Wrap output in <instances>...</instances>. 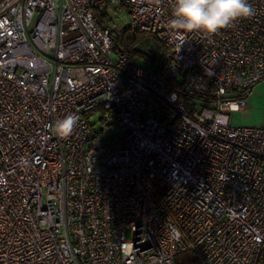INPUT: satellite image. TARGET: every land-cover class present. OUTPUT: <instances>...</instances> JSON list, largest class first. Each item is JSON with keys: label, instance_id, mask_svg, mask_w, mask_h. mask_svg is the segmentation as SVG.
Segmentation results:
<instances>
[{"label": "built area", "instance_id": "1", "mask_svg": "<svg viewBox=\"0 0 264 264\" xmlns=\"http://www.w3.org/2000/svg\"><path fill=\"white\" fill-rule=\"evenodd\" d=\"M249 3L209 35L170 29L173 0L0 2V264H264V126L230 123L264 79ZM120 15L165 76L114 49Z\"/></svg>", "mask_w": 264, "mask_h": 264}, {"label": "clouds", "instance_id": "2", "mask_svg": "<svg viewBox=\"0 0 264 264\" xmlns=\"http://www.w3.org/2000/svg\"><path fill=\"white\" fill-rule=\"evenodd\" d=\"M254 14L249 0H173L168 27L174 31L212 35ZM78 119L75 114L67 115L55 122L53 131L67 138L72 135Z\"/></svg>", "mask_w": 264, "mask_h": 264}, {"label": "trees", "instance_id": "3", "mask_svg": "<svg viewBox=\"0 0 264 264\" xmlns=\"http://www.w3.org/2000/svg\"><path fill=\"white\" fill-rule=\"evenodd\" d=\"M118 32L119 36H114L116 51L123 53L130 61L145 62L155 73L165 76L167 51L155 35L142 30L130 31L127 27L118 28ZM194 261V256L189 250L181 251L174 258L175 264H194ZM260 261L264 263V250L261 252Z\"/></svg>", "mask_w": 264, "mask_h": 264}, {"label": "rangeland", "instance_id": "4", "mask_svg": "<svg viewBox=\"0 0 264 264\" xmlns=\"http://www.w3.org/2000/svg\"><path fill=\"white\" fill-rule=\"evenodd\" d=\"M123 15L116 17L115 24L119 29H122L126 25V21ZM160 62V61H159ZM137 64L152 70L145 62L136 61ZM100 115L96 116L98 119ZM230 123L233 126H264V79L256 83L251 91L248 93L247 102L245 106L240 110L231 112ZM100 123H96V128ZM116 126L110 127V132H114ZM129 237V234H127Z\"/></svg>", "mask_w": 264, "mask_h": 264}, {"label": "water", "instance_id": "5", "mask_svg": "<svg viewBox=\"0 0 264 264\" xmlns=\"http://www.w3.org/2000/svg\"><path fill=\"white\" fill-rule=\"evenodd\" d=\"M112 30H113V33H114L115 37H118L119 36V32H118L117 27H113Z\"/></svg>", "mask_w": 264, "mask_h": 264}]
</instances>
